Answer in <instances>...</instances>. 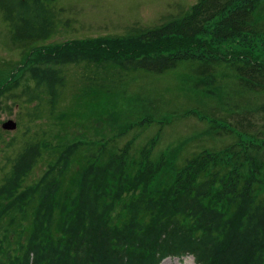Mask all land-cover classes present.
Here are the masks:
<instances>
[{
	"label": "trees",
	"instance_id": "1",
	"mask_svg": "<svg viewBox=\"0 0 264 264\" xmlns=\"http://www.w3.org/2000/svg\"><path fill=\"white\" fill-rule=\"evenodd\" d=\"M51 1L0 0L12 42L28 51L21 75L0 85V99L20 89L29 102L46 96L53 109L66 84L64 68L78 65L102 72L87 81L84 96L110 93L108 70L161 74L180 65H187L184 82L194 95L220 98L222 65L242 91H264V29L256 12L264 0H198L125 37L35 46L57 28ZM210 120L211 130L222 128ZM87 145L63 148L29 186L24 180L41 148L30 145L16 157L0 184V264H159L186 255L195 264H264V169L251 156L256 150L239 144L202 151L179 166L175 151L153 158V144L137 158L130 148ZM11 230L13 242L6 237Z\"/></svg>",
	"mask_w": 264,
	"mask_h": 264
},
{
	"label": "rangeland",
	"instance_id": "2",
	"mask_svg": "<svg viewBox=\"0 0 264 264\" xmlns=\"http://www.w3.org/2000/svg\"><path fill=\"white\" fill-rule=\"evenodd\" d=\"M197 1L52 0L50 8L58 21L57 28L51 38L35 46L125 37L137 30L154 28L187 11ZM256 12L257 23L264 29V1ZM12 34L0 12V85L10 82L11 74L21 75L28 53L12 42ZM231 47H223L222 51ZM216 71L219 99L192 94L191 85L184 82L187 65L161 74L133 70L117 75L108 70L105 84L111 90L99 97L84 96L82 91L87 81L101 71L86 65L68 66L64 68L65 87L53 109L44 95L29 102L18 96L20 89L12 90L0 99V184L26 147L36 144L41 148L36 166L24 180V185L29 186L63 148L79 141L89 144V151L99 147L100 142H105L109 152L130 148L131 158H137L143 148L153 144V158L175 151L179 166L202 151L219 152L244 144L251 147L250 152L256 150L251 156L264 169V146H257L264 140V91H242L232 71L224 65ZM211 118L220 120L216 125L222 128L211 130ZM8 120L16 123L15 130H2L1 125ZM236 148L239 157H243L245 154ZM260 195H264V182ZM12 232L6 235L10 242L15 238ZM1 234L4 232H0V237ZM159 264L195 263L192 256L186 255L167 257Z\"/></svg>",
	"mask_w": 264,
	"mask_h": 264
},
{
	"label": "water",
	"instance_id": "3",
	"mask_svg": "<svg viewBox=\"0 0 264 264\" xmlns=\"http://www.w3.org/2000/svg\"><path fill=\"white\" fill-rule=\"evenodd\" d=\"M16 127H17L16 123L11 120H8L1 125V128L4 131H13L16 129Z\"/></svg>",
	"mask_w": 264,
	"mask_h": 264
}]
</instances>
